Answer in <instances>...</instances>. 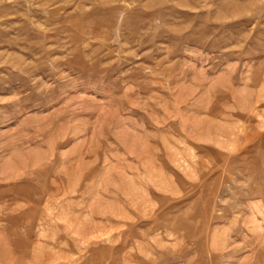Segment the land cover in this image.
I'll return each mask as SVG.
<instances>
[{
  "label": "rangeland",
  "instance_id": "rangeland-1",
  "mask_svg": "<svg viewBox=\"0 0 264 264\" xmlns=\"http://www.w3.org/2000/svg\"><path fill=\"white\" fill-rule=\"evenodd\" d=\"M0 264H264V0H0Z\"/></svg>",
  "mask_w": 264,
  "mask_h": 264
},
{
  "label": "bare ground",
  "instance_id": "bare-ground-1",
  "mask_svg": "<svg viewBox=\"0 0 264 264\" xmlns=\"http://www.w3.org/2000/svg\"><path fill=\"white\" fill-rule=\"evenodd\" d=\"M250 231V230H249Z\"/></svg>",
  "mask_w": 264,
  "mask_h": 264
}]
</instances>
